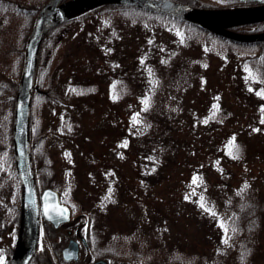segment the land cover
<instances>
[{
    "label": "trees",
    "instance_id": "obj_1",
    "mask_svg": "<svg viewBox=\"0 0 264 264\" xmlns=\"http://www.w3.org/2000/svg\"><path fill=\"white\" fill-rule=\"evenodd\" d=\"M46 1L0 0V112L2 113L5 127L4 146L2 148V161L5 164L2 167L13 175L16 180L17 176L15 174L11 140L14 96L22 71L24 48L28 34L38 9ZM179 1L204 7L221 5L206 3L200 0ZM222 5L225 6L226 4ZM117 17H119L121 23H124V21L129 23V21L132 22L134 19H137L138 23L139 21H143L140 24H145L146 26L149 24L147 28L151 27L150 29L161 25L164 29L166 27L169 28L170 32L174 34L170 39L171 46L165 47V51L161 53L163 48H160V54L156 55L150 50L148 55L153 56L151 60H135L139 64L141 63L139 69L136 71L129 73L127 72L128 67L110 70L113 78H123L127 84L139 87V90L136 89L131 95L141 91V94H138L140 98L135 96L134 102L127 100L128 106L125 110H122L127 116V127L133 131H138L136 129L142 126L141 123H143L144 118L143 124L147 131L153 129V127H158L161 131L166 132V136L161 133L160 138L157 139L158 143L152 150L147 151L146 155H142L141 161L140 157L136 159L137 154L135 151L134 159H136V163L139 165L137 168L138 177L142 178V181H151L152 185L158 183L161 179L166 180L172 177L176 188L178 187V180L186 172L187 177L185 176V179L182 180L184 183L182 193H185V195L191 194V200H188L192 208L191 211L194 210V213H201L203 219L206 221H213L215 224L216 220L220 223L219 227L217 226L218 239L220 237L223 238L221 245L226 247L222 250V253H228V248L233 244L231 242L232 239L235 237L240 239V245L238 241L233 244L234 246L238 245L241 247L238 249L240 255H237L235 258L234 255L230 256L227 264H253V258L264 252V243L255 244L254 241L258 238L259 233H264V194L261 189V187H264V148L249 146L247 140L245 144H242L235 138L234 143L238 147V152L233 150L232 154H230V141H233V138H231L230 133L222 134V131L219 129V123L225 120L231 122L232 118L238 117L239 111H235L234 109H237L240 103L245 108L253 110V112L258 108V113L253 114L255 121L259 118V124L255 125V130L258 131L260 125L264 123V95L257 94L264 91V41L251 43L234 42L183 19L117 3L101 4L74 17L58 22L47 31L38 52L34 90L30 107V139L34 164L36 163L34 150L36 147L40 148V141L43 137V133L34 128L33 113L35 103L37 101H51L55 105H58L59 102L63 104L64 100H68V104L74 105L73 103H75L76 105L74 106L78 107L80 101L86 100L93 94L90 93L91 79L87 76H80L77 74V70L74 73V69L69 68L70 64L67 65L69 61L79 59L74 52L64 48V37L67 31L73 25L78 24H83V27L93 26L96 29L99 28V33L94 32L93 39L96 42V37L101 36L103 38V41L100 43L102 49L100 48L96 53L97 55H102L106 50L105 46H111L108 43L110 36L117 37L116 31L111 29ZM102 25L109 28L105 30ZM247 27H244L242 30H264V21L249 24ZM107 31L111 32L110 36L106 33ZM151 35L150 30L147 38ZM195 36L199 38L204 36L206 42L210 45L196 46L197 51L195 52L197 54H194L195 57L190 55V51H188V54H186L187 51L185 54L182 53L185 46H188V42ZM132 38L134 40V36ZM213 43H222L223 47L225 45L236 46L238 49H235V51L227 50L226 52L223 50L215 51L213 46L216 45ZM238 52H242L244 55H237ZM212 57H214L213 60L208 61ZM140 68H142L141 71ZM146 68L148 69L145 70ZM205 71H208L210 74L203 76V72L205 73ZM191 76H196V79H202L194 81ZM163 77L169 79L175 78L177 81L188 82L189 84L195 82L193 89L199 102H202V100H199L200 98L209 96L211 99L208 105L209 109L207 110L206 108L205 112L214 121H208L204 125L214 131L204 133L203 136L198 132H194L193 134V123H191L194 122L193 115L188 110H183L177 114L171 112L168 115H160L154 111L148 114L150 111H147L150 109V98L147 99L146 95H148L150 87L159 84L156 79H164ZM57 84H63V87L67 84L68 89L73 86L81 88L85 91L84 95L81 94L80 96L77 95L64 99L62 92L59 93L57 91L58 89L62 90V86L58 87ZM102 87V90L105 91L106 86L103 84ZM181 89L186 90L184 88ZM229 89L233 93L225 94L224 92ZM144 92L146 94H143ZM254 95L257 99H254ZM145 101H147V108L145 107ZM169 106L172 108L171 101ZM180 106L183 108V104ZM214 106H218V110ZM177 108L178 106L175 107V109ZM196 108L203 110L202 103H197V106L191 109L195 110ZM142 112L144 115L140 116L139 114ZM155 113L156 115H154ZM241 116L246 117V115ZM131 135L130 133L126 135L128 143ZM128 143L126 148L129 147ZM233 156L237 158H233ZM39 172V167H36V175ZM194 178H196V183H193ZM16 187L18 188L19 186ZM219 189L226 192L221 193ZM139 191L147 193L142 189H139ZM177 196H173V202L177 203L175 205H178L181 198H184L182 194H180V200ZM155 197L153 195L154 200H149L148 203L160 206L167 204L163 202L162 198L156 199ZM201 197H203V201H201ZM202 202L205 205L203 208L210 209L211 211L203 210L200 206ZM177 211H169L168 214L169 219L175 226V231L179 232L181 228L176 224L179 220H176L173 216ZM212 212L215 215L211 214ZM222 224L224 227L221 226ZM225 228H227V232ZM179 236L186 237L184 239L187 242L189 241L187 240V235H182L181 233ZM203 236L201 234V237ZM142 237L146 241L150 239L147 234ZM216 238V235L209 238L210 246L204 243L205 240L202 238L193 239L189 243H178L176 241H171L167 244L154 243L147 252L145 251V247L141 248L145 251V254L138 251L134 247L132 239L128 237L125 238L124 243H120L119 245L123 244L120 247L122 249H120V253L126 262L135 261L138 264H144L143 257L147 255L150 259L152 257L150 264H158V261L160 264H224V259H222L223 261L218 259L214 262L215 251L217 250L216 247L213 249L211 247ZM225 239L228 240L227 244L224 243ZM173 243L174 247H168L169 244ZM188 245L194 248L191 249L190 246L189 249V247H186ZM210 256L214 258V261L208 259V262H205L204 259ZM189 257H191L190 261Z\"/></svg>",
    "mask_w": 264,
    "mask_h": 264
},
{
    "label": "rangeland",
    "instance_id": "obj_2",
    "mask_svg": "<svg viewBox=\"0 0 264 264\" xmlns=\"http://www.w3.org/2000/svg\"><path fill=\"white\" fill-rule=\"evenodd\" d=\"M200 1L216 4L219 0ZM82 5L84 7H80V10H77L73 14L94 6L93 4ZM261 8L257 7L252 10H259ZM259 11L264 16V8ZM215 12L226 13L227 15L225 16L229 14V17L235 15L234 10L228 9L215 10ZM229 17L226 19H229ZM140 23H143V21H139L138 23L137 19H134L132 22L129 21V23H126V21L121 23L119 17H117L114 25L111 26V29L116 31L117 37H111V32H106L110 36L108 43L111 46L106 45V50L102 55H97L96 53L98 52L97 50L102 49L100 43L103 41V38L101 36L96 37V42L93 39L94 32L99 33V28L96 29L93 26L83 27V24H78L73 25L67 31L64 37V48L74 52L79 58L69 61L67 65L70 64L69 68H73L74 73L77 70L76 72L80 76H87L91 79L90 93L93 94L86 100L80 101L78 107L74 106L76 105L75 103H73L74 105L68 104V100H64L63 104L59 102L58 105H55L51 101H37L35 103L33 113L34 128L43 133L42 140L40 141L42 142L41 146L35 151L37 156L36 166L39 167L41 173V185L42 187L48 186L59 191L62 197L68 200L72 206L74 205L76 212H85L93 216L99 225L102 226L101 231L111 233V244L119 245L120 243H124L125 238L128 237L134 242V247L145 254V251L147 252L154 243L167 244L171 241L189 243L193 239L202 238L205 240L204 243L210 246L209 238L216 235L217 238L211 247V249L216 247L215 259L210 256L204 259V261L208 262L207 260L209 259L216 262L218 259H224V264H227L230 256L234 255L235 258L237 255H240L238 249L241 247L233 245L237 241L239 244L240 239L236 237L232 239L231 242L233 244L228 248V253H222V250L226 247L221 245L223 238L220 237L218 239L217 226L219 227L220 223L216 220L215 224L213 221H206L203 219L201 213L198 214L197 212L194 213V210L191 211L192 208L188 202V200H191V194L185 195V193H182L184 190L182 180L185 179V176L187 177L186 172L178 180V187L176 188L172 177L166 180L161 179L153 185L151 181H142V178L138 177L137 168L139 165H137L136 159L140 157L141 161L142 155H146L147 151L152 150L158 143L157 139L160 138L161 133L166 136V132L161 131L158 127H153V129L147 131L143 124L144 118L143 123H141L142 126L136 129L138 131H133L127 127V116L122 110L127 108V100L134 102L135 96L140 98L138 94H141V91H137L138 93L131 95L136 89L139 90V87L127 84L123 78H113L110 70L128 67L127 72L132 73L131 71H136L141 64L136 62L138 59H140L139 61L151 60L153 56L148 55L150 50H152L153 54L159 55L160 48H163L162 53L165 51V47L171 46L170 39L174 36L167 27L164 29L161 25H157L150 29L151 27L147 28L149 24L146 26ZM102 27L105 30L109 28L103 25ZM150 30L152 35L147 38ZM240 32L246 33V31ZM119 34L122 35L119 36ZM206 44L210 45L206 42L204 36L201 38L195 36L188 42V46H185L182 53L185 54L187 51L186 54H188V51H190V55L194 56V54H197L195 47ZM214 45H216L213 46L215 51L223 50L226 52L227 50L235 51V49H238L236 46L231 47L225 44V47H223L222 43ZM237 55L242 56L244 53L238 52ZM213 58L208 59V61L213 60ZM141 70L142 68H140ZM205 74L208 76L210 73L205 71V73L203 72V76ZM93 75L96 76L91 77ZM163 78L156 79L159 84L150 87L149 93L146 95L147 99L150 98V109L147 110L150 111L148 114L154 111L160 115H168L171 112L177 114L183 110H188L193 115L194 122H191L193 123V134L194 132H198L203 136L204 133L214 131L204 125L208 121H214L205 112L206 108L207 110L209 109L208 105L211 100L209 96L200 98L199 100H202V102H199L193 89L195 82L189 84L188 82L177 81L175 78ZM191 78L194 81L202 79L199 77V79H196V76H191ZM64 83L66 82L64 81ZM103 84L106 86L105 91L102 90ZM62 85L57 84L58 87ZM67 87L68 85L65 84L64 87L62 86V90H57L59 93L62 92L64 99L77 95L80 96L81 94L84 95L85 91L81 88L73 86L68 89ZM181 88L186 90H182ZM231 91L229 89L224 93H233ZM143 94H146V92ZM254 99H257L255 95ZM170 101L172 108L169 106ZM197 103H202L203 110L200 108L191 109L197 106ZM182 104L183 108L180 106ZM176 106H178L177 109H175ZM234 110L239 111L238 117L232 118L231 122L225 120L219 123V129L222 131V134L230 133L231 138H237L242 144H245L247 140L249 146L264 148V123L260 125L258 131L255 130V125L259 124V118L255 121L253 117V114L258 113V108L253 112V110L245 108L240 103V106ZM143 112L139 115H144ZM241 115H246V117ZM4 131V120L0 112L1 230L8 225L10 217L4 206L12 204L11 199L12 195H14L16 183L12 175L2 167ZM128 133L132 134L129 143L126 138ZM127 143L128 148H126ZM135 151L137 154L136 159H134ZM139 189L147 193H142ZM261 189L264 194V187H261ZM219 192L225 193L226 191L219 189ZM180 194L185 196L183 199L181 198L178 205H175L177 203L173 202V196L178 195L177 198L180 200ZM153 195L156 196V199L162 198L163 202L167 204L160 206L148 203L149 200H154ZM202 209L205 210L206 208ZM173 210H178L173 216L176 220H179L176 222L181 228L179 232L175 231V226L169 219L168 213ZM206 218L209 219L208 217ZM181 233L182 235H187L188 242L184 239L186 237L179 236ZM145 234L150 238L148 241L142 237ZM201 234L204 236L201 237ZM263 234V232L259 233L258 238L254 240L255 244L264 243ZM173 245L174 243L169 244L168 247L172 248L174 247ZM190 246L186 247L190 249ZM142 247H145V251L141 249ZM193 248L191 246V249ZM2 256L0 254V258ZM143 258L144 264H150L152 261V257L150 259L147 255ZM190 260L191 257H189ZM253 262V264H264V252L254 257ZM118 264L138 263L127 261ZM158 264H160L159 261Z\"/></svg>",
    "mask_w": 264,
    "mask_h": 264
},
{
    "label": "water",
    "instance_id": "obj_3",
    "mask_svg": "<svg viewBox=\"0 0 264 264\" xmlns=\"http://www.w3.org/2000/svg\"><path fill=\"white\" fill-rule=\"evenodd\" d=\"M254 1L261 2L262 0ZM104 3L126 4L145 10L169 14L195 23L210 32L239 42L264 40V31L241 33L229 28L233 25L249 23L264 18L262 13L256 17L257 12L252 10L245 11L239 18L225 19L222 15L212 17L213 14L211 15V13L215 12L213 9L193 7L177 0H48L37 12L33 27L27 38L22 72L14 96L12 144L16 172L21 183V217L20 232L8 264H26L37 235L39 220L38 201L30 153L29 112L40 43L47 30L66 17L52 20L51 16L53 13L61 9L84 7L82 4H93L95 6ZM72 14H69V17ZM48 196L52 198L54 204H58L56 192L51 188H45L40 195L42 211L44 213L47 208L46 206H48L44 201H46ZM26 230L29 231L27 236L24 233Z\"/></svg>",
    "mask_w": 264,
    "mask_h": 264
},
{
    "label": "flooded vegetation",
    "instance_id": "obj_4",
    "mask_svg": "<svg viewBox=\"0 0 264 264\" xmlns=\"http://www.w3.org/2000/svg\"><path fill=\"white\" fill-rule=\"evenodd\" d=\"M38 178H41V173ZM44 187L37 189L39 228L36 242H34L26 264H118L126 262L120 253L122 250L120 247L123 244H111V233L101 231L102 226L93 216L85 212H76L74 205L72 206L62 197L59 191H57L59 202L65 207L54 204L52 198L48 196L46 198L48 206L44 213L40 200ZM20 194L21 189L19 188V191L15 189L11 199L13 203L4 206L10 218L6 228L2 230L0 228V254L3 255V264H8L20 232ZM53 206H57L58 210L54 211ZM59 209L64 210L63 216L59 214ZM24 233L27 236L29 231L26 230Z\"/></svg>",
    "mask_w": 264,
    "mask_h": 264
},
{
    "label": "snow or ice",
    "instance_id": "obj_5",
    "mask_svg": "<svg viewBox=\"0 0 264 264\" xmlns=\"http://www.w3.org/2000/svg\"><path fill=\"white\" fill-rule=\"evenodd\" d=\"M178 34H179V33H178ZM257 94H258V95H264V91L259 92V93H257ZM114 98H116V97H114ZM145 107L147 108V101H145ZM214 107H216L217 110H218V106H214ZM233 150H236V151L238 152V147H237V146L235 145V143H234V138H233V141H230V149H229L230 154H232V151H233ZM233 158H237V157H236V156H233ZM193 183H196V178H194ZM245 187H247V185H245ZM201 201H203V197H201ZM200 206H201L202 208L205 207V205H204L203 202L201 203ZM53 210H54V211L58 210L57 206H53ZM205 210H206V211H211L210 209H205ZM59 214H60L61 216H63V214H64V210H63V209H59ZM211 214L215 215L214 212H212ZM221 226L224 227L223 224H222ZM225 231L227 232V228H225ZM224 243L227 244V243H228V240L225 239V240H224ZM0 264H3V262H2V258H0Z\"/></svg>",
    "mask_w": 264,
    "mask_h": 264
},
{
    "label": "bare ground",
    "instance_id": "obj_6",
    "mask_svg": "<svg viewBox=\"0 0 264 264\" xmlns=\"http://www.w3.org/2000/svg\"><path fill=\"white\" fill-rule=\"evenodd\" d=\"M79 9H80V7H72V8H67V9H61V10L53 13L52 16H51V19L53 20V19H57L59 17L63 18L65 16H69V14H72V13L76 12ZM211 15L213 17V16H220L222 14H219L218 12H214V13H211ZM211 15H209V16H211Z\"/></svg>",
    "mask_w": 264,
    "mask_h": 264
}]
</instances>
